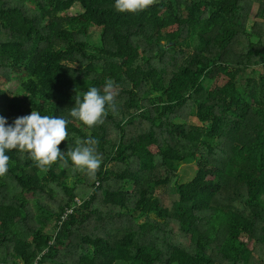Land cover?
<instances>
[{"label": "trees", "instance_id": "obj_1", "mask_svg": "<svg viewBox=\"0 0 264 264\" xmlns=\"http://www.w3.org/2000/svg\"><path fill=\"white\" fill-rule=\"evenodd\" d=\"M109 79L103 123L69 115ZM32 110L69 121L67 163L6 153L0 264H264V0H0V116Z\"/></svg>", "mask_w": 264, "mask_h": 264}, {"label": "clouds", "instance_id": "obj_2", "mask_svg": "<svg viewBox=\"0 0 264 264\" xmlns=\"http://www.w3.org/2000/svg\"><path fill=\"white\" fill-rule=\"evenodd\" d=\"M152 0H114V7L119 12L136 13L143 11ZM114 84L108 80L101 90L93 86L84 92L82 98L75 100L69 115L83 124L92 127L103 123L106 105L114 107ZM69 121L63 116L41 115L32 110L29 115L17 117L11 124L0 116V176L9 169L10 150L28 151L39 167H47L57 160H65V152L58 147L68 137ZM98 141L89 138L81 142L69 153L72 163L79 169L95 174L102 161L96 153Z\"/></svg>", "mask_w": 264, "mask_h": 264}, {"label": "rangeland", "instance_id": "obj_3", "mask_svg": "<svg viewBox=\"0 0 264 264\" xmlns=\"http://www.w3.org/2000/svg\"><path fill=\"white\" fill-rule=\"evenodd\" d=\"M79 10H80V7L78 5H74L70 9L71 13L78 12ZM98 36H99V30L98 29H93L91 31L90 40L92 42H97V40L99 38ZM6 87L10 91H13L15 89V87H16V82L15 81H12V82L8 83L6 85ZM195 172H196V165H195V163H193V162L182 163L180 165V167H179V170H178V175H179L178 181L179 182L189 181L195 175Z\"/></svg>", "mask_w": 264, "mask_h": 264}]
</instances>
